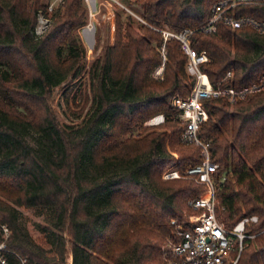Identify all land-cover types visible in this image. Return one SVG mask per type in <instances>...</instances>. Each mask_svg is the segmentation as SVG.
<instances>
[{
  "label": "trees",
  "instance_id": "16d2710c",
  "mask_svg": "<svg viewBox=\"0 0 264 264\" xmlns=\"http://www.w3.org/2000/svg\"><path fill=\"white\" fill-rule=\"evenodd\" d=\"M217 1L136 0L141 36L118 7L115 43L88 71L89 108L79 122L65 123L51 95L84 69L75 34L86 22L84 0H62L50 13L46 0H0V221L11 230L10 249L37 264H65L69 255L72 264H165L160 243L169 220L194 213L189 202L207 188L184 175L203 157L182 140L185 123L171 99L187 97L193 78L181 43L163 42L161 31H189L215 88L238 89L264 73V34L222 21L206 30ZM39 13L52 20L41 36ZM228 14L264 21V5L241 4ZM204 105L199 137L218 165L216 216L227 229L257 216L245 225L254 237L243 239L236 264H264V90L235 104L220 97ZM157 114L163 125L144 126ZM175 163L191 179L162 180ZM20 207L44 213L41 241L22 223Z\"/></svg>",
  "mask_w": 264,
  "mask_h": 264
},
{
  "label": "built area",
  "instance_id": "2783aa9c",
  "mask_svg": "<svg viewBox=\"0 0 264 264\" xmlns=\"http://www.w3.org/2000/svg\"><path fill=\"white\" fill-rule=\"evenodd\" d=\"M88 3L91 0H85ZM139 20L141 18L122 5L119 0H112ZM261 3L264 0H219L212 6V14L206 26L207 31H213L215 24L222 21L232 28H251L259 34H264V21L250 16L228 14L241 4ZM142 21V20H141ZM163 42L168 38H175L181 43V48L187 56L185 71L193 78V85L187 97L175 95L171 99L172 105L180 112L179 118L185 123L182 140L197 145L203 157L202 162L188 170L184 175H193L197 183L206 186L207 191L199 198L190 201L189 205L194 213L187 216L184 224H178L174 231L166 237L162 247V256L165 264H236L239 253L243 248L245 238L254 235L245 233V225L256 222L257 216L251 215L242 218L233 228L227 229L217 218L218 200L216 184L213 173L218 165L211 160L210 143L199 137V129L208 119L204 102L211 98H225L229 103L235 104L243 101L253 94L264 90V73L256 80L241 88L213 87L201 65L208 61L204 52H197L191 48L187 29L180 33L162 30ZM162 66L155 71V76L161 77ZM165 117L157 114L149 118L144 126L158 127L163 125ZM179 172L172 170L163 174L164 180L179 178ZM183 176V174H182ZM11 230L7 224L0 221V264H37L30 262L8 247ZM235 243L238 245L235 251ZM236 252V254H235Z\"/></svg>",
  "mask_w": 264,
  "mask_h": 264
},
{
  "label": "rangeland",
  "instance_id": "374dc122",
  "mask_svg": "<svg viewBox=\"0 0 264 264\" xmlns=\"http://www.w3.org/2000/svg\"><path fill=\"white\" fill-rule=\"evenodd\" d=\"M46 1L48 3L47 6L48 13L60 7V5L62 4V0H46ZM119 2L122 5H124L126 8L134 12L136 15H138L135 12L133 6L136 0H119ZM84 5L86 9V22L75 30V34L77 35L81 47L83 48L84 51V57H83L84 69L76 79L68 80L59 87L55 88L51 95V103L53 105L55 114L58 116V118L61 121L65 123H77L85 115L91 101V92L89 88L90 80L88 74L90 66L94 60H96L98 57H100L103 54L105 48L109 46H113L116 40L115 37L117 33V13H119L118 7L120 6L117 5L112 0H91L89 2V5L84 0ZM126 12L128 13V11ZM133 17L135 18L134 19L135 21H131V28L133 32L141 36L143 34V31L139 29L138 26L140 24L139 22L143 23L144 21H140L135 16ZM122 18H123L122 19L123 22H126V18L124 14L122 15ZM51 24H52V20L49 17H45L43 14L39 13L36 17L35 34L37 36L43 35L51 27ZM65 91H67L66 94ZM79 115L81 116L80 118L77 117ZM136 135H137V131L133 132V136ZM29 140L32 142V138H29ZM173 155L177 157L176 153H173ZM175 165L176 163L169 165L164 169V171L161 173L162 180H164L163 179L164 172L172 171V170L179 172L181 176L179 178L170 179V180L183 179V178L191 179V177L182 176L183 173L174 169ZM170 180H164V181H170ZM18 211L21 214V221L27 228L29 234L36 241H41V236L40 233L38 232L37 225L44 223L43 220L44 213L39 212L35 209L22 208V207L18 208ZM186 214L187 212L184 211L181 216L171 218L169 220V226L171 230L169 231V233L165 234L162 237L160 243L161 245L160 254L162 260H163L162 247L164 246L166 237L174 231L175 227L178 224L185 223L186 218L189 215ZM65 237L68 239L66 233H65ZM68 257H70V255Z\"/></svg>",
  "mask_w": 264,
  "mask_h": 264
},
{
  "label": "water",
  "instance_id": "95a60500",
  "mask_svg": "<svg viewBox=\"0 0 264 264\" xmlns=\"http://www.w3.org/2000/svg\"><path fill=\"white\" fill-rule=\"evenodd\" d=\"M65 264H72V258H71V256L67 258Z\"/></svg>",
  "mask_w": 264,
  "mask_h": 264
}]
</instances>
